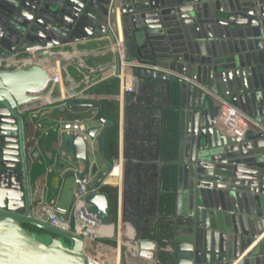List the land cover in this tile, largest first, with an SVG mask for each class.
Instances as JSON below:
<instances>
[{
	"label": "water",
	"instance_id": "95a60500",
	"mask_svg": "<svg viewBox=\"0 0 264 264\" xmlns=\"http://www.w3.org/2000/svg\"><path fill=\"white\" fill-rule=\"evenodd\" d=\"M112 30L120 33L125 60L164 69H135L136 91L143 93L144 80L179 84L181 108L177 209L162 219L155 240L140 234L123 240L121 263L264 264V0H0V61L31 52L52 59L50 50ZM49 90L39 64L0 71V264H92L83 238L37 220L41 203L30 202L17 109ZM218 99L262 130L250 129L238 142L227 139L215 127ZM96 120L102 122L100 113ZM97 132L89 129L87 136ZM65 145L86 165V178L88 142L70 136ZM86 202L107 223L106 197L96 192ZM25 226L49 233L47 242Z\"/></svg>",
	"mask_w": 264,
	"mask_h": 264
},
{
	"label": "crops",
	"instance_id": "0c3cea01",
	"mask_svg": "<svg viewBox=\"0 0 264 264\" xmlns=\"http://www.w3.org/2000/svg\"><path fill=\"white\" fill-rule=\"evenodd\" d=\"M111 33L68 46L92 51L88 57L91 65L110 61L119 64L120 54L111 53L107 47L115 43L122 47V38L114 30ZM59 59L58 56L50 62ZM68 73L71 82L76 83L74 70ZM64 89L65 94L72 92L68 85ZM141 93L134 88L133 93L122 97L118 81L106 79L90 89L84 100L71 99L34 114H22L25 139L35 140L34 152L30 160L27 158L31 204L53 203L63 210L72 207L75 184L70 169L84 162L65 145L70 136L56 131L58 122L77 120L98 131L90 139L94 151L87 152V177L89 188L95 186L97 193L106 197L104 219L112 234L115 236L125 227L133 230L136 237L140 234L143 239L155 240L162 219L174 214L178 205L174 191L178 182L180 88L176 83L144 80ZM57 96L59 89L51 95ZM98 113L102 122L96 120ZM103 242L115 246L116 239Z\"/></svg>",
	"mask_w": 264,
	"mask_h": 264
},
{
	"label": "built area",
	"instance_id": "2783aa9c",
	"mask_svg": "<svg viewBox=\"0 0 264 264\" xmlns=\"http://www.w3.org/2000/svg\"><path fill=\"white\" fill-rule=\"evenodd\" d=\"M121 42V40H120ZM122 43V42H121ZM122 46V45H121ZM108 48V49H107ZM105 49L111 53H118L121 56L119 64L110 61L100 65H91L88 57L93 55L92 51L80 50L76 47H61L56 50H50L49 55L52 59L42 58L35 55L34 52L28 53L22 58L20 56H11L4 61H0V67L3 70H15L27 64H39L48 74V84L50 87L46 96L29 102L17 109L19 114H34L41 109L52 105H57L71 99L84 100L88 96V92L93 87L99 85L103 80L115 79L118 81L120 95H128L134 91L133 71L144 70L148 72H162L164 69L156 65H152L140 60H125L123 55V46L115 43ZM64 59L50 62L55 58ZM43 61L40 63L39 61ZM44 65H49L45 68ZM72 68L76 75V83L71 82L68 69ZM183 82H187L200 89L203 87L186 77L178 76ZM68 85L70 91L65 94V86ZM74 85V87H73ZM59 89V96L51 97L54 90ZM122 99V98H121ZM219 110L216 117V129L222 133L227 139L233 142L241 141L245 138L246 133L250 129L262 130L261 125L253 118L244 115L239 109L233 107L229 102L218 99ZM57 133L59 135H67L72 137H81L88 142V152L93 153V145L87 136L89 130L80 121L58 122ZM41 127L39 128V130ZM34 138L26 139L27 158L34 152ZM74 180L75 189L73 196V204L69 210L58 208L53 203H41L34 209V217L50 226L64 232H69L83 238L88 251L85 253L86 258L92 264H122V251L120 243L123 240H134L136 235L133 230L123 227L120 228L114 236L108 223L103 222L94 213L92 206L86 202L88 195L96 193L97 188L90 190V181L88 177L84 178L86 165L77 166L70 169ZM126 232V234H125ZM115 237V246H109L103 242L105 239ZM262 237H259L253 244L256 245ZM250 248L242 253L240 259H243L249 252Z\"/></svg>",
	"mask_w": 264,
	"mask_h": 264
},
{
	"label": "rangeland",
	"instance_id": "374dc122",
	"mask_svg": "<svg viewBox=\"0 0 264 264\" xmlns=\"http://www.w3.org/2000/svg\"><path fill=\"white\" fill-rule=\"evenodd\" d=\"M71 68H69L68 70H70ZM25 228L30 231L35 237H37L38 239L42 240V241H45L47 242L46 238L50 236L49 233L47 232H44V231H41V230H38L34 227H31V226H25ZM53 237L54 239H57L59 240V236H51ZM60 242L62 243L63 246H69V241L66 240V239H63V238H60Z\"/></svg>",
	"mask_w": 264,
	"mask_h": 264
},
{
	"label": "bare ground",
	"instance_id": "6f19581e",
	"mask_svg": "<svg viewBox=\"0 0 264 264\" xmlns=\"http://www.w3.org/2000/svg\"><path fill=\"white\" fill-rule=\"evenodd\" d=\"M63 60H64V59H60V61H59V62H63ZM64 90H65V89H64Z\"/></svg>",
	"mask_w": 264,
	"mask_h": 264
}]
</instances>
